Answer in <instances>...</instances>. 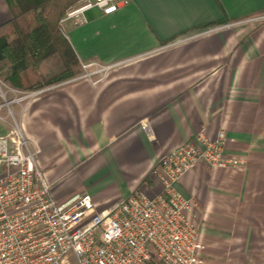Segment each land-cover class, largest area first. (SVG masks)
<instances>
[{
  "label": "crops",
  "instance_id": "1",
  "mask_svg": "<svg viewBox=\"0 0 264 264\" xmlns=\"http://www.w3.org/2000/svg\"><path fill=\"white\" fill-rule=\"evenodd\" d=\"M11 1L0 0V33L14 16ZM84 15L82 24L65 19L62 31L82 66H108L104 75L18 103L54 197L88 192L105 209L137 192L155 195L166 153L225 130L226 154L246 164H200L178 188L194 204L211 260L264 264V0H131Z\"/></svg>",
  "mask_w": 264,
  "mask_h": 264
},
{
  "label": "built area",
  "instance_id": "2",
  "mask_svg": "<svg viewBox=\"0 0 264 264\" xmlns=\"http://www.w3.org/2000/svg\"><path fill=\"white\" fill-rule=\"evenodd\" d=\"M131 0H83L65 17L86 22L84 13L98 8L112 14ZM82 76L104 75L108 66H83ZM93 67V68H91ZM29 91L8 101L9 114L0 115L7 125L0 134V264H214L208 245L196 224L193 202L178 188L182 176L200 164L212 169L240 167L245 158L226 154L232 138L220 130L214 139L200 133L166 153L155 168L161 191L137 192L115 208L98 209L88 192L58 201L38 164L39 146L30 139L11 104L36 96ZM15 93H18L14 91ZM153 135L149 119L140 122Z\"/></svg>",
  "mask_w": 264,
  "mask_h": 264
},
{
  "label": "trees",
  "instance_id": "3",
  "mask_svg": "<svg viewBox=\"0 0 264 264\" xmlns=\"http://www.w3.org/2000/svg\"><path fill=\"white\" fill-rule=\"evenodd\" d=\"M81 0H12L13 18L0 33V80L21 91L41 90L83 73L61 20Z\"/></svg>",
  "mask_w": 264,
  "mask_h": 264
},
{
  "label": "rangeland",
  "instance_id": "4",
  "mask_svg": "<svg viewBox=\"0 0 264 264\" xmlns=\"http://www.w3.org/2000/svg\"><path fill=\"white\" fill-rule=\"evenodd\" d=\"M83 2V0L80 2V3H82ZM79 3V4H80ZM78 4V5H79ZM65 17V16H64ZM63 17V18H64ZM61 24H62V22H61ZM105 73V72H104ZM84 74V73H83ZM99 75V74H98ZM1 83H0V103H2L3 102V98H2V94H1V91L6 95L5 97H6V99L8 100V101H11L12 99H14V98H17V97H21V96H23L24 94H20V93H15L14 91H12V90H10L8 87H7V85L6 84H4L2 81H0ZM3 83V84H2ZM18 103L19 102H15V103H12L11 104V109L13 110V112H15V115H16V117L19 119V115H18V112H17V110H18ZM9 114V108L8 107H4L1 111H0V115H2V116H6V115H8ZM0 125H1V127L2 126H5V127H7V125L5 124V123H3L1 120H0ZM7 129V128H6ZM59 201V200H58ZM210 259V258H209ZM211 260V259H210ZM214 264H223V263H216V262H214L213 260H211Z\"/></svg>",
  "mask_w": 264,
  "mask_h": 264
}]
</instances>
